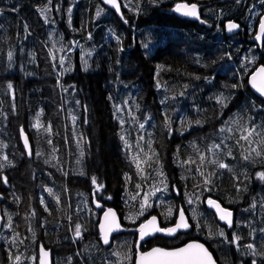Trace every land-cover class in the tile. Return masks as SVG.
Listing matches in <instances>:
<instances>
[{
	"label": "trees",
	"instance_id": "obj_1",
	"mask_svg": "<svg viewBox=\"0 0 264 264\" xmlns=\"http://www.w3.org/2000/svg\"><path fill=\"white\" fill-rule=\"evenodd\" d=\"M179 1L185 2L120 0L122 19L101 0H52L46 20L39 11L46 0H0V163L5 165L0 169V264H36L32 257L41 245L51 249L52 264H68L69 257L71 264H133L139 223L156 214L164 225L172 224L178 208L187 212L196 234L156 236L141 242L140 250L196 238L208 245L218 264H251L254 258L264 264V257H253L244 247L255 243L264 251L259 231L264 228V181L255 175L264 171V160H244L246 153L236 143L240 133L220 132L241 117L242 123L264 125V99L248 83L250 73L264 64V40H251L264 0H186L202 5L199 24L174 13ZM98 6L103 11L97 17ZM223 18L240 27L232 33L224 27L223 33ZM221 94L228 97L226 107L217 103ZM115 105L124 110L116 113ZM165 113L173 121L171 132ZM181 120L201 123L185 128ZM37 121L44 127L51 124V133L34 127ZM21 129L29 139L30 156L21 143ZM141 134L145 151L151 141L159 156L158 164L149 161L151 167L142 163L143 172L133 160ZM222 139L232 151L221 156L230 170L216 169L212 191H206L196 166L181 162L195 156L192 142L204 150ZM160 168L166 189L156 175ZM203 170L211 172L213 166ZM93 176L104 185L95 197ZM153 186L163 190L150 197L151 207L140 215L144 193L154 191ZM209 196L233 210V227L218 221L206 206ZM95 200L115 207L129 228L111 246L101 242ZM76 223L83 226L81 238L74 235ZM233 234L241 238L239 247L229 243Z\"/></svg>",
	"mask_w": 264,
	"mask_h": 264
},
{
	"label": "snow or ice",
	"instance_id": "obj_2",
	"mask_svg": "<svg viewBox=\"0 0 264 264\" xmlns=\"http://www.w3.org/2000/svg\"><path fill=\"white\" fill-rule=\"evenodd\" d=\"M151 3H156L157 0H150ZM237 3L240 2V0H236ZM103 4H107V5H111L112 7H114L117 12H120V0H102ZM125 7H128V4L124 5ZM52 10V0H46V3L43 4V6L39 9V11L41 12L42 15L45 16V19L47 20V15L46 13L50 12ZM71 7H69L67 9L68 12H71ZM137 11L139 10V4H137ZM174 10L176 12H181L184 15L187 16H193L196 17L197 19H200V14H199V8L197 3H188L186 2H181V3H177L175 5ZM3 9H0V12H2ZM57 11H59V8L57 7ZM103 11L102 8H100L98 6L97 11H96V16H100L101 12ZM121 18L123 19V14L121 13ZM205 22L206 21H202ZM125 23H127V21L125 20ZM240 27V25L236 22L233 21H229L226 25L225 28L227 31L231 32L234 31L236 29H238ZM25 30H27V26H25ZM90 36V34H89ZM262 37H264V17H262L259 21V33L256 34V39L260 40ZM119 37H117V40L119 41ZM145 47H147V44L144 45ZM122 50V48H121ZM230 55V54H229ZM13 57V53L11 51L8 52V58L9 60H11ZM254 59V58H253ZM253 61H249V63H251ZM64 61L63 58H61L60 60V64L61 66L63 65ZM87 63V61H85V64ZM67 71V69H65ZM258 72L261 75H264V66H261L258 69ZM199 78V77H197ZM255 80H256V76L253 75L252 76V82H253V86L256 87L255 84ZM240 85L237 84H232L231 87L232 88H237ZM61 87H63V85H61ZM186 87V86H185ZM8 89H13V85L11 83H9L7 85ZM67 90V89H65ZM260 94L262 96H264V86L259 87L257 89ZM182 94V93H181ZM109 99H111V97H109ZM217 103H219L222 107H226V101L228 99V97H225L223 94H221L220 96H218L217 98ZM77 104H79V101H76ZM127 103V102H125ZM163 103V101H162ZM115 110L116 113H120L122 112L124 109L121 105H115ZM138 107V106H137ZM135 119V118H134ZM146 119H151V117H146ZM251 119V118H250ZM73 120H75V117H73ZM243 121V117H241L239 120H231L229 122H227V124L229 126H225V127H221L220 132L221 133H240L239 137L236 139V143L238 145H240L243 149H244V153L242 155V158L246 161H255L256 159L259 160H264V125H257L254 122H252L251 124L249 123H242ZM121 123V125H123L125 123V121L120 120L119 121ZM164 123H165V127L168 128V130L171 132L172 131V124L173 121L170 117V115L168 113L164 114ZM201 121L200 120H181L180 124L182 127H189L192 124H200ZM235 124L236 127H232L230 125ZM34 127L37 128H43L45 132H49L51 133L52 131V127L51 124H49L47 127H44L43 125H41L39 123V121H37L36 125H33ZM139 128L140 129H144V123H139ZM21 134L24 138V144H25V148L28 149V153L29 155H31V149L29 146V142H28V137L27 135L24 133V130L21 129ZM121 140L125 141V144L129 147H131L130 145H128V141L125 139L124 135H121ZM231 137H225V139H228ZM81 140H84V137L81 136L80 138ZM141 141H144V136L143 134H141L139 136V139L136 141V148H137V152L133 154V160L136 163V167L140 172H143V169L141 168V164H147L149 167H151V163H149V161L153 162V163H159V156L158 153L155 151V149H153L151 147V141L147 142V151H145L144 147L141 145ZM243 142V143H241ZM48 143H52L51 140L48 141ZM244 145H247L246 148H244ZM193 152L195 153V156H190L187 160L182 161V165H195L196 166V171L199 173L200 177L202 178V183L205 186L204 190L206 191H212V183H213V177L216 176L218 173L216 171V169H229L230 170V166L223 162V160L221 159L222 155H227V156H231L232 155V151L231 148H229L225 143H224V139L221 140L220 143H213L209 146H207L206 149L202 150L200 148L199 145H197L195 142H192L191 145ZM211 154V155H209ZM254 154V155H253ZM36 155H41V153H36ZM81 157H83L84 153L83 151H81L80 153ZM3 160L7 161L9 164L11 163V161H8L7 156L3 157ZM46 163H48V161H45ZM79 163V161H78ZM207 164H211L213 166V171L211 172H206L203 169H205ZM5 167V165L3 163H0V169H3ZM156 175L158 177H161L162 179H160L159 183L161 185L165 186V189L167 187L165 181L167 180V177L165 176L162 168L157 169L156 170ZM256 177L261 180L264 181V171H259L256 174ZM246 179H248V177H245ZM4 182L7 183V178L4 177ZM128 179L130 180L131 177H128ZM236 180H239V177H235ZM92 180V184L95 186L94 192H93V196L95 197L97 195V193L103 189L104 185L100 182H98L97 177L93 176L91 178ZM135 187L137 189L141 188V184H136ZM154 187V191H152L151 193L145 192L144 196H143V200L141 203V211H140V215H143V209L146 207H151V205L149 204V199L151 196H154L156 192L162 191L163 189H161L160 187ZM197 188L200 187L199 184L196 185ZM47 192L49 194H53V190L51 188H47L46 189ZM239 185H237V191H239ZM178 191V190H177ZM137 195H140V193L138 192ZM133 200L136 199V196L132 197ZM199 195L196 196V200H199ZM57 202L59 203V197H56ZM205 203H207V205L210 208L215 209V211L217 212L219 219L222 221H225L228 225V227H233V220H232V212L230 210H228L227 208L223 207L220 202L218 200H214L212 199L210 196L206 198V200L204 201ZM189 204L194 203V200L190 197L188 200ZM41 204H43L45 206V211H49L47 204L45 203V201L43 200V198L41 199ZM97 206L98 207H102L98 202H97ZM264 206V205H262ZM251 207L255 208L256 207V202L253 201ZM178 212V219L176 221V223L174 224V226L172 227H160L157 221V217L156 216H151L145 223H142L139 225V228L137 229V231L139 232V239L143 240L145 236L151 235L153 233H157V232H162V233H166L168 235H172L175 234L178 230L180 229H187L189 227H191V225L188 223V218L185 216V211L183 208H178L177 209ZM34 214V213H33ZM109 214H111L113 217H115V213L112 211V209H108L107 212L105 213V216L107 217ZM167 214L169 216L172 215V207L170 206L168 208ZM0 219H3V217H0ZM8 223L9 226L11 225V217H8ZM114 227H109L107 230H105L104 225L101 224L100 225V230H101V240L103 242V244L105 245H109L111 246V240H110V234L112 231L114 230H118L121 226L119 223H116L115 220L113 221ZM148 226H152L151 227V231L146 230L148 228ZM82 225L80 223H76L74 225V235L76 238H81L82 237ZM253 232L256 231V229L252 230ZM260 232L264 233V228H261L259 230ZM219 236L224 237L225 233L223 230H219L217 233ZM18 235V234H17ZM240 236L233 234L232 240L229 241V243H233L236 244L239 247V241H240ZM13 242H15V238L13 239ZM22 242V241H21ZM244 247H246L249 250V253L253 256H261L264 257V251H259L257 249V246L255 243H248L247 245H244ZM137 249H139V245L137 246ZM193 250H198V251H193ZM79 254V253H78ZM50 255L49 250H46L42 245L40 247V256L38 257H32L33 261H36L37 259H39V264H49V261L47 259H45L46 257H48ZM112 255H116L119 256V253H112ZM11 253H10V259H11ZM127 258V257H125ZM146 258H151L150 264H216V262L213 260L211 254L208 252V250L204 247L203 244L200 243H189L187 244L185 247L179 248V249H173V250H165L162 248H153L148 252H139L138 253V260L136 262V264H146ZM71 257L68 258V264H71ZM15 260L18 262L21 260V257L19 255L15 256ZM251 264H257V260L254 258L251 261Z\"/></svg>",
	"mask_w": 264,
	"mask_h": 264
},
{
	"label": "water",
	"instance_id": "obj_3",
	"mask_svg": "<svg viewBox=\"0 0 264 264\" xmlns=\"http://www.w3.org/2000/svg\"><path fill=\"white\" fill-rule=\"evenodd\" d=\"M101 1H102V0H101ZM181 2H183V1H179V2H177V3H181ZM177 3H176V4H177ZM176 4H175V5H176ZM104 5L107 6L108 8H110L111 10H113V11H114V12H115V13L121 18V13H122V11H121V3H120V12H117V10H116L114 7H112L111 5H107V4H104ZM175 5L173 6V11H174L177 15L182 16V17L187 16V15H184L183 13H181V12H176V11L174 10ZM197 5H198V8H199V13H200L201 4H198V3H197ZM187 17H189V18H191V19L196 18V17H193V16H187ZM262 17H264V14L260 17V19H261ZM260 19H259V21H260ZM258 33H259V24H258V27H257V33H256V34H258ZM263 38H264V37H262L260 40H257V39H256V35H255V37H254V41L258 42V41H261ZM261 66H264V64H260V65H258V66H257V67H256L251 73H250V75H249V77H248V83H249V86H250L251 91H252L256 96H258V97H260V98H264V96H262V95L260 94V92L257 90L259 87L264 86V75H261V74L258 72V69H259ZM253 75L256 76V80H255L256 87L253 86V82H252V76H253ZM28 142H29V139H28ZM21 143H22L24 149H25V150L27 151V153H28V149L25 148L24 138H23V137H22V139H21ZM29 146H30V142H29ZM30 149H31V146H30ZM28 155H29V153H28ZM29 156H30V155H29ZM1 198H2V193L0 192V204H1ZM212 199H214V198H212ZM214 200H217V199H214ZM220 204H221V203H220ZM221 205H222V204H221ZM0 206H1V205H0ZM207 206H208V205H207ZM222 206H223V205H222ZM223 207H225V206H223ZM208 208H210V207L208 206ZM225 208H227V207H225ZM0 209H1V207H0ZM108 209H112V211L115 213V217H113L111 214H109L107 217L105 216V213L107 212ZM210 209H212V210L214 211V213H215L217 219H218L220 222H224V223H226L225 221H222V220L219 219V216H218L217 212L215 211V209H213V208H210ZM227 209L230 210V211L232 212V214H233V210H231L230 208H227ZM184 211H185V210H184ZM151 216H156V217H157V221H158V224H159L160 227H172V226H174V224L176 223V221H177V219H178V212H177V214H176L175 222H174L173 224H170V225H162L161 222H160V220H159L158 215H156V214L151 215ZM151 216L147 217V218H146L144 221H142L140 224L145 223V222H146ZM185 216L188 218V223L191 225L190 220H189V217H188V215H187L186 212H185ZM114 220H115L116 223H119L121 227H120L118 230H114V231L111 232V234H110V239H111V237H112L113 234H116V233H119V232L123 231V230L125 229V227H124V225L121 224V221H120V218H119V214H118L117 210H116L114 207L109 206V207L105 208V210H104V211L102 212V214L100 215V217H99V222H98V230H99V232H100V235H102L101 230H100V225L103 224L105 230H107L109 227H114V224H113V221H114ZM232 220H233V215H232ZM140 224H139V225H140ZM226 224H227V223H226ZM139 225L137 226L136 229L139 228ZM151 227H152V226H148V228H147L146 230L151 231ZM191 228H192V225H191V227H189V228H187V229H180V230H178L175 234H172V235H168V234H166V233H162V232H157V233H153V234H151V235L145 236L143 240H140V239H139V232H138V234H137L136 248H137L138 245H139V248H140V243H141L142 241H144V240H146L147 238H150V237H152V236H154V235H156V234H160V235H162V236H164V237H167V238H173V237L177 236L178 234H181V233H187ZM102 243H103V242H102ZM189 243H200V244H203L204 247H205V248L208 250V252L211 254L213 260L216 262V264H218V262H217V260H216V257H215V255L213 254V252L211 251V249L208 247V245H207L205 242H203V241L200 240V239H188V240L183 241V242L180 243L179 245L171 246V247L163 246V245H153V246H151L150 248H148V249H146V250H144V251H141L140 249H137V254H136V257H135V260H134V264H136V262H137V260H138V253H139V252H148V251H150V250L153 249V248H162V249H165V250L179 249V248L185 247V246H186L187 244H189ZM44 248H45L46 250H49V252H50V255H49L48 257H46L45 259H47V260L49 261V264H52V253H51V249L46 248V247H44ZM193 251H198V250H193ZM39 256H40V248H39L38 256H37V257L39 258ZM150 261H151V258H146V264H150ZM37 264H39V259H37Z\"/></svg>",
	"mask_w": 264,
	"mask_h": 264
},
{
	"label": "flooded vegetation",
	"instance_id": "obj_4",
	"mask_svg": "<svg viewBox=\"0 0 264 264\" xmlns=\"http://www.w3.org/2000/svg\"><path fill=\"white\" fill-rule=\"evenodd\" d=\"M233 1H235V0H229V2H233ZM222 2L223 3H227V0H222ZM244 2V0H240V2H239V4H242ZM210 4H207V6H209ZM204 7H206V6H204ZM203 7V8H204ZM201 9V8H200ZM173 10V9H172ZM201 11V10H200ZM175 13V12H174ZM176 14V13H175ZM177 15V14H176ZM185 17H187V16H185ZM188 19H190V20H196L197 22H199V19H197V18H194V19H191V18H189V17H187ZM229 21H233V22H236L235 20H233V19H224L223 18V20H222V22H221V25H222V27H223V33H226L225 31H224V27H225V25L229 22ZM236 23H238V22H236ZM199 24V23H198ZM258 24H259V22H258ZM258 26V25H257ZM237 30V29H236ZM236 30H234V31H236ZM234 31H231V32H229V33H232V32H234ZM256 33H257V29H256V31H255V33H253V36L251 37V40L253 41V42H256V41H254V37H255V35H256ZM264 40V38L261 40V41H258V43L259 42H262ZM97 205V204H96ZM102 207H98V209H99V211H100V213H99V216L102 214V212L105 210V208H107V207H109V206H106V205H101ZM111 207H113V206H111ZM115 208V207H114ZM116 209V208H115ZM117 210V209H116ZM119 218H120V216H119ZM120 221H121V224L122 225H124V227H125V229L123 230V231H121V232H119V233H116V234H113L112 235V237H111V242H112V240L114 239V238H117V239H120V240H122L123 239V233H126L128 230H129V228H127L126 227V225L124 224V222H123V220L120 218ZM161 222V221H160ZM161 224H162V222H161ZM163 225V224H162ZM135 230H136V228H135ZM136 232H137V234H138V231L136 230ZM178 235H181V234H178ZM99 236H100V239H101V235H100V232H99ZM156 236H161L160 234H156V235H154V236H152V237H150V238H147V239H152L153 237H156ZM84 239H87V236H85L84 237ZM102 241V240H101ZM103 245H105V244H103ZM132 257H133V264H134V259H135V255H132Z\"/></svg>",
	"mask_w": 264,
	"mask_h": 264
},
{
	"label": "rangeland",
	"instance_id": "obj_5",
	"mask_svg": "<svg viewBox=\"0 0 264 264\" xmlns=\"http://www.w3.org/2000/svg\"><path fill=\"white\" fill-rule=\"evenodd\" d=\"M244 1H245V0H244ZM257 6H258V5H256V4H255V7L253 6V7L255 8L254 11H256V10L258 11L259 8H256ZM198 23H199V22H198ZM97 202H98L97 200L94 201L95 204H96ZM191 231H192V232H191ZM189 232H191V233H195V234H196V231H195L193 228H192ZM181 235H186V236H188V232H187V233H183V234H181ZM180 237H184V236H180ZM184 238H185V237H184Z\"/></svg>",
	"mask_w": 264,
	"mask_h": 264
}]
</instances>
